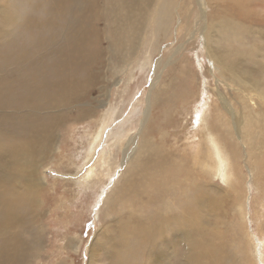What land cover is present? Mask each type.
Returning a JSON list of instances; mask_svg holds the SVG:
<instances>
[{
  "label": "rangeland",
  "instance_id": "1",
  "mask_svg": "<svg viewBox=\"0 0 264 264\" xmlns=\"http://www.w3.org/2000/svg\"><path fill=\"white\" fill-rule=\"evenodd\" d=\"M245 1L258 34L246 44L224 43L229 57H237L238 64L244 65L241 69L246 71L238 70L243 74L240 78L208 56L206 32L212 19L217 20L221 0L215 4L190 0V32L179 20L173 23L174 37L155 54L154 60L164 57L156 69L140 67L141 55L128 56L123 31L116 27L117 36L106 34L116 24L117 6L95 0L96 14L89 30L97 51L84 71L81 97L59 103L61 89L40 93L37 84L30 83L36 66L52 56L55 43L61 40L54 34L48 45L43 41L46 0H0V238L12 240L11 235L17 234L23 250L21 260L9 258L7 264H264V157L260 159L263 152L250 148L248 155L243 140L233 147L238 153L235 170L239 180L226 184L211 179L199 166L187 165L186 171L165 176L168 189L162 194H154L151 176L145 174L139 188L118 196L108 214L103 206L106 194L133 158L114 143L112 137L119 132L129 130L131 141L135 139L130 148L140 145L149 116V133L161 142L154 140L158 150L160 146L180 150L186 159L192 156L199 161L204 154L201 118L216 117L221 105L216 88L229 97L243 93L252 110H259L250 92L223 85L229 83L227 77L240 87L243 77L264 82V0ZM141 4L149 8L151 17L155 0ZM143 36L147 38L146 31ZM132 70L134 76L128 79ZM158 86L157 100L151 105ZM107 110L113 116L94 159L110 149L115 155L119 152L117 164L110 173L105 170L100 177L78 184L87 157L93 155L91 137ZM41 122L46 131L33 139L28 150L17 145L12 152L4 150L13 140L6 127L13 130L16 140L24 141L33 137L26 125ZM243 130L246 134L252 131L250 127ZM258 159L260 175L253 178L250 166ZM258 177L259 182H253ZM238 201L245 206L244 220L234 204ZM74 238L78 247H73Z\"/></svg>",
  "mask_w": 264,
  "mask_h": 264
},
{
  "label": "bare ground",
  "instance_id": "2",
  "mask_svg": "<svg viewBox=\"0 0 264 264\" xmlns=\"http://www.w3.org/2000/svg\"><path fill=\"white\" fill-rule=\"evenodd\" d=\"M105 1L113 5L116 4L117 6V10H115V14H113L114 21L117 25L113 22L106 34L109 32V37L117 36L118 31L114 29L116 27L118 30L123 31L128 42V56L133 57V55H141L139 66L142 68L149 65L151 67L154 66L156 69L157 64H160V60L164 57L162 56V59L159 57L156 58L158 60H154L155 54L159 52L160 48L164 47L166 41L174 37L172 25L176 20H179L180 26L183 23L186 26L188 25V27L185 28L190 32L192 22L190 20V13L193 11V9H191L193 6H190V0H155V6L151 10V17L148 12L149 8L141 4L143 0ZM211 1L214 3L216 0ZM46 6L48 17L44 23L45 35L43 36V41L48 45V43L53 41L54 37L52 36L54 34L61 40L55 43V49L57 51L52 49V56L44 57L45 62L36 66L30 77V83L37 84L40 93H46L51 89L53 92L55 88L61 89L62 93L57 98V102L59 103L79 100L81 97L80 83L85 75L84 71L90 66L91 57L97 51L95 38L89 30L90 26L94 24L91 23L90 19L94 16V13L96 14L95 0H46ZM244 6L248 7L244 8ZM219 11L220 13L216 14L217 20H215L216 18L212 19L206 32L208 49L210 51V55L208 54V56L212 58V60L220 63L223 68L232 70L231 74H236L241 78L243 76L241 71H246L241 69L244 65L238 64L237 57H229L230 55L227 54L224 49V43L227 44L229 40H236L240 41L242 44H246L249 39L258 34L257 30L253 28L249 21L251 9L248 2L245 0H221ZM211 17L214 18L215 15L211 13ZM193 23H196V21L194 20ZM145 31L147 33L146 39H144L143 36ZM129 52L131 54H129ZM173 62L174 60L170 62V64ZM133 76L134 72L132 70L128 75V79H131ZM171 77L170 80L173 81ZM243 78L244 84L241 87L240 85H236L237 81L231 77H227L229 83L224 82L223 85L226 87L228 84L232 88V91L235 85V90L238 88L239 91L247 90L250 92L251 97L254 96L257 98L256 103L258 104L259 110L257 112L252 110L243 93H237L234 97H229L228 94L224 93V90L216 88L215 95L221 105L217 107L218 113L216 117L202 116L201 118L200 131L202 146L204 142V149L202 148L204 151H202V153L204 154L202 155L203 158H200L199 161H196L190 155H187L190 156V160L186 159L185 154L181 156L180 153H178L180 150L176 152L171 149L168 150L163 146L161 148L160 145V149L158 150V145L154 141L158 140L156 137L150 135L148 130L150 123L149 116H147L144 122L143 131L140 135V145L137 144L134 148L129 147L130 143L135 142V139L131 141L133 137H130L129 130H126L124 133L119 132L120 134L113 136L112 139L115 140V142H113L118 145V149L124 148L126 153H128L127 155L130 154L133 158L128 161L122 172L121 179H117L119 181L117 182L118 184H114L115 186L111 188L112 190L109 195L106 194L103 200L105 212L108 214L110 210L113 209L114 201L118 196L137 190L139 188L138 184L140 183V177L145 174L151 176L152 184L155 187L154 194L156 195L162 194L168 189V184L166 183L167 179H165L167 174L170 175L175 172L186 171L187 165H191L193 168L199 166L201 171L211 176V179H221V181L226 184H230L231 180H239L238 172L235 170V160L238 153L237 150L233 148L235 145L238 146V141L243 140L246 142L248 146V155L250 154V150L253 151L257 149L259 153L263 152L260 156V159H263L264 82L254 77ZM74 81L77 84H75ZM166 82L167 81H165L163 85H167ZM170 83L172 82L170 81ZM155 88L156 90L154 94H152L151 105L155 104L154 102L157 100L156 93L160 90L158 89L159 86ZM166 93L168 94V92ZM149 113L151 116V110ZM112 114V110H107L100 116V123L97 126L98 129L91 137L92 141L89 148L90 153L91 151L93 153V157H87L88 162H86L87 165H85L86 171L82 173L80 176L81 179H78L76 183L83 184L96 176L100 177L105 170H108L110 173L115 169L117 154L119 152L115 155L110 149L102 150L98 153L96 159H94L97 145L99 144L101 135L104 128H106L105 126L109 118L113 116ZM169 116L171 117V115H168V118ZM81 117L83 116H79V118ZM83 118H85V116ZM211 118L215 119L213 120ZM243 127H245V129L250 127L252 131L246 134ZM25 129H27L28 133H33L32 139L18 141L13 134V130L6 127L5 130L9 135L8 137L13 140H11L12 143L8 147L4 145L3 148L5 151L8 152L9 150L12 152L16 145L23 150H28L33 139L46 131V127L42 122L33 125L27 124ZM254 136L258 137L255 138ZM252 139L253 142L250 143ZM158 142L161 144L160 141ZM260 159L255 162L253 161L250 166L252 173L251 177L253 176V178L256 174L260 175L259 168L257 167V164L261 161ZM41 178L43 177L41 176ZM259 180L258 177V179L253 182L258 183ZM38 187L42 188L40 186ZM234 204L237 206V212L241 215V220H244V204H242L241 201L234 202ZM16 236L17 234H12L11 237L13 239H6V241L4 237L0 238V263H9V258L12 260L17 259L15 262L18 261V259L21 260L20 257H22L23 250L21 249L22 246L20 243L17 242L18 238H16ZM78 242L79 241L74 238L73 247L76 245L78 247ZM250 243L252 242L250 241ZM251 246H253V244H251ZM8 252L13 253L8 254ZM252 264L254 263L252 262Z\"/></svg>",
  "mask_w": 264,
  "mask_h": 264
}]
</instances>
